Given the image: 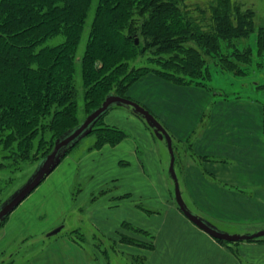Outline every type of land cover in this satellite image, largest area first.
Wrapping results in <instances>:
<instances>
[{"label": "crops", "instance_id": "1", "mask_svg": "<svg viewBox=\"0 0 264 264\" xmlns=\"http://www.w3.org/2000/svg\"><path fill=\"white\" fill-rule=\"evenodd\" d=\"M142 83L166 93L156 104L162 113L150 101L158 97L146 86L143 91ZM127 97L150 110L173 138L175 170L188 206L214 224L224 221L243 232L264 228V101H211L199 86L152 73L135 82ZM176 118L182 120L178 125ZM103 121L126 137L115 145L94 148V141L72 150L12 213H24L26 231L38 221L33 231L41 235L63 224L73 205L89 204L92 225L114 237L121 251L144 258L143 264H264V241L240 242L235 253L181 212L172 198L165 156L144 120L116 106ZM74 185L81 191L73 202ZM123 236L153 246L125 243ZM82 249L65 245V264H112L100 253L76 261Z\"/></svg>", "mask_w": 264, "mask_h": 264}, {"label": "trees", "instance_id": "2", "mask_svg": "<svg viewBox=\"0 0 264 264\" xmlns=\"http://www.w3.org/2000/svg\"><path fill=\"white\" fill-rule=\"evenodd\" d=\"M92 3L0 0V145L17 169L20 163L41 160L59 136L81 123L79 85L88 115L108 94L127 97L128 89L150 73L182 86L207 87L210 58L223 72L237 75L244 70L235 61H251L252 47L241 43L247 44L256 29L255 12L237 0H212L203 10L185 0H97L78 57ZM197 11L208 20L195 16ZM57 37L60 41L51 43ZM262 38L264 29L259 28L258 44ZM105 115L90 133L94 148L115 145L127 135L106 125ZM121 240L153 246L127 236ZM217 240L237 252L240 242ZM110 252L107 248L109 260ZM138 262L144 258L132 257L131 264Z\"/></svg>", "mask_w": 264, "mask_h": 264}, {"label": "rangeland", "instance_id": "3", "mask_svg": "<svg viewBox=\"0 0 264 264\" xmlns=\"http://www.w3.org/2000/svg\"><path fill=\"white\" fill-rule=\"evenodd\" d=\"M185 1L186 3L188 2L196 6L198 5L199 7H201V10H203L202 8H205L208 2L210 3L212 2V0H185ZM237 1L242 4L243 9L251 8L255 12L256 29L251 34L249 40L247 41V44L241 43V46L243 47H246V45H250L252 47L253 52L251 55V61L249 63L244 62L242 60L235 61L236 63L240 62V65H242V68L244 70V74L237 75L232 71L223 72L219 67H217V65L214 63V60L210 58L209 65L212 73V79L209 82H207L208 83L207 87H200V88H202L209 95L211 101L219 100L218 102H220L221 97H223L224 99H233L235 97H240L245 100L259 99L261 101H264V89L257 88L258 84L259 85L264 84V38H262L261 44H258V40H257L259 28L264 29V0H237ZM96 2L97 0H93L91 9L89 11V15L86 20V27H85L83 40L79 45L78 57L82 56V53L85 48L86 35L89 30L92 17L94 15ZM194 15L198 17L203 14L197 11L194 13ZM203 16L207 17L208 20L209 16L207 14H204ZM59 41L60 38L57 37L53 39L51 43L54 44ZM142 63L143 61L141 60L137 63V65H140ZM77 66H78L77 76L79 80L80 78L79 62ZM140 86L144 91V86H146L145 83L140 84ZM145 88L146 89L150 88L149 89L150 94L158 97L157 99L154 98L150 99L151 102H154V105L158 104V102L163 101V99L160 97L167 96L166 93H161V91H159L160 88L157 86H146ZM78 89H79V95L77 97V101L79 105L78 117L79 120L83 122L87 117V115H86V109H84L83 91H82L83 89L80 85L78 86ZM144 94L148 95L147 97L149 98V94H147L146 92H144ZM155 100L157 103H155ZM213 106H215V104H213ZM156 108L159 109L161 113L164 110V109L160 110V106H157ZM164 115L165 118L163 119V121L168 119V114L164 112ZM140 118L144 120V122L147 124L145 119H143L142 117ZM181 122L182 120L180 118L175 119V123L177 125L180 124ZM155 139L157 146L160 148L162 154L165 156L166 171L168 174L171 158H170L167 142L164 139L161 140L157 138L156 135H155ZM94 141H95L94 135L91 134L87 135L79 142L77 147L73 149L71 154L78 152V150H82L89 147L94 143ZM4 154L5 151L0 145V163H4L5 165L6 163H8L10 165L9 162L10 160L8 161L7 160L8 158H5ZM178 160L179 161L181 160L180 156L179 158L177 156L176 168L178 167ZM39 161L40 159L35 162L26 161L20 163L18 165L19 169L11 165L0 166V204L28 179V177L35 170ZM170 180L172 181L171 177ZM171 189H172L173 201L176 204V206H178L175 200L174 181L173 183L171 182ZM80 191H81L80 186L74 185L72 189L73 202L76 201V196ZM184 196L186 197V195ZM188 204L191 208L189 206L188 207L191 210H193L191 204L189 202ZM88 205L89 204L73 205L65 213L64 222H63L64 225L63 224L59 225L65 227H63L60 232L54 235H48V234L49 232H51L52 230H54L59 226L49 231H46L41 235H35L37 233H34L33 230L38 229V226L40 225L38 221H35L32 224H28L27 228L29 229H27L26 231L25 228L23 227L25 226V223L23 221L24 213L17 211L15 215H12V213L18 209V207L20 206L19 205L10 214L9 218L0 226V264H57L55 261H58L59 262L58 264H65L64 262L65 245L83 247L81 252L84 255H77V257L74 258L76 259V261H79L81 256H84L85 258H87L88 256L96 257V254L98 253L102 254L107 259L106 252H107V248H109L111 251L109 253V256H110V260L112 261V264H131L132 255L129 254L130 252L128 253L124 250L121 251V249H119L118 246L119 244H117V241L115 240L114 237H109L103 234L94 225H92V222L90 220L91 218L87 210ZM197 214L204 217L199 213ZM215 225L218 228L229 233L246 234V233H255L259 231V230H249L243 232L241 230H237L238 228H235L233 225H230L229 223L224 221L216 222ZM72 230H77L78 233L74 235L71 233ZM77 235L78 236L80 235V239L77 237Z\"/></svg>", "mask_w": 264, "mask_h": 264}, {"label": "water", "instance_id": "4", "mask_svg": "<svg viewBox=\"0 0 264 264\" xmlns=\"http://www.w3.org/2000/svg\"><path fill=\"white\" fill-rule=\"evenodd\" d=\"M138 42L139 40L137 38L136 43ZM116 106L126 108L145 119L157 138L161 140L164 139L167 142L171 158L168 174L175 183V200L181 212L189 220L209 235L219 240L243 242L264 237V229L255 233L246 234L226 232L191 210L183 199L178 176L175 170L176 157L173 147V138L150 110L130 98L114 93L108 94L102 104L93 109L83 122L76 127L67 130L55 140L51 151L39 161L28 179L0 204V225L56 169L66 154L92 132L95 123L112 107ZM62 228L63 226H59L49 232L48 235H54L60 232Z\"/></svg>", "mask_w": 264, "mask_h": 264}]
</instances>
